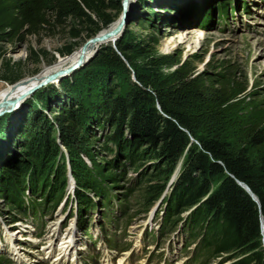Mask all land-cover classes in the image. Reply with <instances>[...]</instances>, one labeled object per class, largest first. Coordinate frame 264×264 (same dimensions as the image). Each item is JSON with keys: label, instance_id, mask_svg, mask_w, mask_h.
Instances as JSON below:
<instances>
[{"label": "trees", "instance_id": "trees-1", "mask_svg": "<svg viewBox=\"0 0 264 264\" xmlns=\"http://www.w3.org/2000/svg\"><path fill=\"white\" fill-rule=\"evenodd\" d=\"M119 1L109 0L105 3L104 0H0V42L22 40L25 34L38 35L44 29L64 25L68 18L76 20L79 24L94 25L87 34V37H90L99 28L90 15L93 14L102 26L107 25L113 17L104 9L119 10ZM227 5L228 3L221 4L222 9H226ZM205 18L210 19L208 15H205ZM72 35L77 36V31H72ZM124 36L129 38L130 32H125ZM123 38L116 40L113 46L110 43L101 45L95 56L81 69L84 79L77 80L76 75L72 82L63 79L60 82L62 91L69 99L72 94L83 91L87 85L95 86L101 91L106 88L105 78L109 72L111 75L109 79L106 78V92L102 94V101L97 99L116 122L105 141L106 149L111 153L110 160L119 153L120 148L130 144L128 140L125 142V135L120 128L122 122L128 132L135 135L134 142L141 139L150 142L153 147L151 153L162 160V167H156L153 177L156 181L153 183V179H149L146 185L148 204L160 196L164 189V180L171 174L176 162L183 157L179 174L166 195L167 202L172 194L177 207L167 206L165 219L171 221L172 216L181 213V208L197 205L192 216L193 227L203 229L200 253H212L215 256L230 254L234 259L229 264H263L261 238H264V126H250L243 133L244 143L232 150L223 138V130L213 112L217 106L216 100H221L227 93L214 94L206 88L193 74L191 62L180 59L179 54L166 52L155 55L157 38L154 35L151 34L147 39L152 44L149 49L143 46L127 48ZM71 51V46H66L60 54L66 55ZM31 52L35 53L33 50ZM1 55L0 50V57ZM140 55L149 56L148 63L142 70L136 69L130 61L132 57ZM94 67H102L107 72L100 77L90 71ZM112 67L117 69L116 73L110 70ZM166 67H171L169 72L162 71ZM8 70L9 67L3 68V71ZM1 77L10 82L17 78L12 73H3ZM117 79L122 80L123 89L122 85L114 83ZM58 94L50 88L37 94L36 99L40 105L46 106L47 102ZM52 111H58L54 115L58 128L56 134L64 140L61 143L67 153L66 161L75 184L73 192L77 205L87 209L93 201L86 193L91 192L100 197V186L102 190L109 187L97 182L93 173L91 175L94 182L83 178L82 169H85L86 165L81 159H74L71 152L72 147L81 146L74 135V124L64 121L62 110ZM77 111L78 107L74 109V112ZM67 113L70 115L71 110L68 109ZM93 115L96 116L94 113ZM10 117L7 114L0 116V128L10 130L9 126L14 120ZM38 117L29 110L24 119L16 123L17 129L14 131L25 132L28 128V144L36 149L42 148L46 152L57 153V145L52 143L50 131ZM78 151L80 152L79 148ZM131 158L129 154L128 160ZM59 159V169L56 170L57 166L52 168L53 173L57 174L58 184L53 185L54 180L52 176L49 177L48 188L44 192H39L36 187L39 179L36 172L38 167L35 166L32 170L33 163L28 165L29 167H23L13 160L2 162L0 167H4L6 163L7 170L0 169V172H7L8 176L5 183L0 182V192L18 212L11 216L12 222L17 216L25 215L28 210L35 213L36 210L53 209L56 206L65 185V162L62 153ZM39 164L41 166V162ZM51 167L42 165V170L45 174L51 173ZM14 172L24 173L23 183L18 176L16 180L13 177L9 180L10 174H16ZM32 175L34 176L30 177ZM213 180H216V185L211 188L210 182ZM238 182L246 185L256 200H253ZM16 183L20 188H17ZM52 185L57 186L54 194L57 190L61 191L56 197L48 198L53 190L52 188L49 191ZM26 188H29L31 196L28 204H24L22 198ZM38 194L41 199L37 200L35 196ZM77 209L79 211V208Z\"/></svg>", "mask_w": 264, "mask_h": 264}, {"label": "rangeland", "instance_id": "rangeland-1", "mask_svg": "<svg viewBox=\"0 0 264 264\" xmlns=\"http://www.w3.org/2000/svg\"><path fill=\"white\" fill-rule=\"evenodd\" d=\"M245 1L249 4V11L247 13H244L240 8L241 0H129L130 16L125 17L121 30L115 38L116 41L124 37L123 42L126 43L127 48L143 46L145 49H149L152 44L147 39L152 34L157 38L154 50L155 55L166 52H171L173 55L179 54L180 59H187L188 62H191L193 74L206 88H209L214 94H220V92L227 93L221 100H216L215 104L217 106L213 112L219 121L220 128L223 130L222 136L232 150H236L244 143L243 133L250 126L256 124L260 127L264 126V0ZM104 2L108 3L109 0H104ZM237 2L239 4L238 8H236L235 16L232 15L225 20L217 16L219 4L221 6V4L226 5V3H230L232 6L237 4ZM104 11L113 17L112 21L120 18L121 7L119 10L104 9ZM205 15H208L210 19L207 20ZM90 16L95 24L99 25V28L96 30L97 32H94V34H97L106 25L102 26L93 14ZM202 21H205L207 26H201ZM93 28L94 25L92 24H79L76 20L68 18L64 25L51 27L47 30L44 29L38 35L25 34L22 40L0 42V50L2 53L0 57V88H4L20 80L34 78L44 68L55 65L63 57H69L74 51L80 49L86 39L89 38L87 37L89 30ZM195 29H202L205 33V39L197 45L193 44L194 38L192 33ZM74 30L77 31V36L72 35V31L74 32ZM127 31L130 32L129 38L124 36ZM178 31H189L190 37L180 44L167 48L166 43L168 37L175 36ZM110 42L106 40L96 43L90 51V55L88 54L89 56L82 64L71 72L61 76L59 79L54 78L53 81H47L50 76H54L60 70L68 68L67 66L70 63L43 74V78L40 80L38 87L31 90L27 95L22 96L20 98L21 101L18 99L19 102L17 101L18 103H15L16 107H10L9 111L2 114L3 116L7 114L11 116L10 118H14V120L9 126V131H5L3 129L4 127L0 128V157L3 155L0 158V165H2V162H7L8 160L16 161L20 163V166L22 164L23 167L24 165L30 166L33 163L32 170L35 166L38 167V169L36 168V172L39 179L36 187L39 192L47 190L49 177L51 176L54 180L53 185L58 184L56 181L57 174L53 173L54 170L52 168L57 166L56 170H58L59 166H61V160L59 159L61 153L64 155V162L67 153L61 143L64 140L61 137V139L59 138L58 133L56 134V129L58 128L56 123L57 119L54 118V115L58 111L52 110H62L64 121H71L74 124L73 129L76 130V134L74 135L77 138V143L81 144L78 147L80 152L78 148L74 147L71 148V152L74 159L79 158L86 165V168L82 169L84 174L83 178L91 182H94L93 178H96L97 182L111 188L115 197H117V201L125 207L122 216L119 218L112 216V221L115 222L113 228L108 226L104 231L112 239H117L119 245H122L128 242L134 243L142 224L148 221H145V216H147L149 206L155 200L147 204L146 185L149 183V179H153V183L156 181L153 177L156 174V167H162V160L151 153L153 147L150 142L143 139L139 142H134L135 135H131L128 132L123 122L120 128L125 135V142L128 140L130 144L127 143V146L120 148L119 153L114 155L112 161L110 160L111 153L108 148L106 149L105 141L106 136L112 131L116 122L108 115L106 109L100 105L97 99L99 98L102 101V94H105L107 89V79L111 75L105 69L102 67L90 69L91 72L96 73L100 77H103V74H106V72L108 73L106 76L107 79L105 78L106 88L101 89L102 93L95 86L87 85L83 91L72 94V98L69 99L68 95L60 87V82L63 79L72 82L75 75L77 80L84 79L81 69L95 56L97 49L101 45ZM66 46H71L72 51L66 55H61L60 51L63 52ZM31 50L36 54L32 53ZM148 58V55H140L138 57H132L130 61L136 69L142 70L145 69ZM5 67H9L8 72L3 71ZM170 69L171 67H166L162 71L169 72ZM110 70L115 73L117 72V69L114 67ZM3 73L7 75L12 73L17 78L13 82L4 80L1 77ZM80 83L81 81H79V85H81ZM114 83L119 86L122 85L121 87L123 89L121 79H117ZM50 88H53L59 94L57 97H52L46 106L40 105L36 99V95ZM77 107L78 111L74 112V109ZM68 109L71 110L70 115L67 113ZM29 110H32L37 117L39 116V121L42 120L41 122L50 131V139L53 144L57 145V153L56 151H53L54 153L46 152L42 148L36 149L34 146L28 144V128L25 129V132L24 130L22 132L14 131L17 129L16 123L23 120ZM191 141L195 143V140L192 139ZM85 154L87 157H85ZM129 154L132 157L131 160H128ZM40 162L41 166L39 164ZM182 162L183 157L176 162L171 174L167 176V180L165 179L166 181L164 178H161L165 182L164 193L163 196L161 195L159 197L162 200V204L157 209H161L163 202L166 204L165 209H167V206L169 208L173 205L174 208L177 207L176 201L172 198V194L168 198V201H165L166 195L172 187L171 184L177 178V168L180 171ZM42 165H45V167L52 166L50 168L52 172L45 174V171L42 170ZM5 168L6 163L4 167H0L1 170H7ZM63 171H65V165ZM6 173L4 172L2 174L0 172V182H6L8 176ZM92 173L95 177L91 175ZM14 174L15 177L13 174H10L9 180L12 177L16 180L18 176L20 181H22L21 183H23L24 173L14 172ZM215 182L216 180L210 182L211 188L215 187ZM16 184L17 188H20V185L18 183ZM53 185L49 188V191L52 188L53 190L49 193L48 198L51 196L56 197L61 191L57 190L54 194L53 191H55L57 186ZM100 187V192L102 191V194H105V189L103 188L102 190V186ZM22 189L24 190L23 187ZM88 193V197L92 196L91 192ZM40 196L38 194L35 196V199H41ZM55 197L53 198L54 200ZM47 200L50 201V199ZM156 200H158V197ZM61 201L62 199L57 201L56 207L51 214L47 211L43 213L44 217L42 221H45L46 232L48 229H52L53 222L57 219L61 220V222L64 221L70 204H63L64 202ZM112 209L111 207L110 211ZM188 209L190 207L181 208V213L179 212L178 215L172 216L169 222H173V226H175L177 221L181 217H184ZM13 214H18L17 209L8 203L0 192V239L3 233L2 231H4V242H8L9 250L15 261L22 263L21 260L24 258L25 262L29 264L30 261L24 251L29 250L31 247L30 242L17 241L18 251L13 246L11 239L12 236L18 237L19 234L16 235L15 233L19 231L17 230L15 232V229L11 231L4 230V227L12 225L20 226L22 223L21 221H13V223L11 217ZM157 220L155 218V221L148 222L147 226L151 227L155 225ZM124 224L125 226L123 227ZM37 226L39 228L38 230L42 231L43 226L40 223ZM122 228H125V231L120 232L119 230ZM175 228H172V232L178 231V227ZM68 229L71 231L72 225ZM181 229L185 230L183 226H181ZM96 230H98L97 227ZM195 231L199 233L198 235L195 234L192 240L190 238L187 239V242L191 241L185 248V252L196 251L195 247L200 246L203 229ZM178 236L181 238L180 235ZM99 243L100 241L97 242L95 247H91L90 244L88 247L89 250H82L77 254V257H80V259L83 258L85 264H101L104 258L107 259L108 263L113 262L114 258L112 256L114 255V251H108V254H105V251L108 249L106 248L104 252H99L100 249H104L103 245ZM51 246L60 253V243H49L47 249H51ZM261 246L263 247V245ZM32 248L33 246L30 249ZM7 250L8 247L3 246V251L0 252V264H17L8 259L6 256ZM99 253L100 255L98 256ZM196 253L199 256L196 264H228L234 259L230 254H221L220 256H215L212 253L202 254L200 253V247L199 252L197 251ZM123 256L125 257L126 254ZM179 261L180 259L177 260V263ZM76 262L77 259L71 264H75ZM63 263L54 262L53 264ZM36 264L49 263L40 261Z\"/></svg>", "mask_w": 264, "mask_h": 264}, {"label": "bare ground", "instance_id": "bare-ground-1", "mask_svg": "<svg viewBox=\"0 0 264 264\" xmlns=\"http://www.w3.org/2000/svg\"><path fill=\"white\" fill-rule=\"evenodd\" d=\"M127 4L128 5L126 8V16H130L129 15V11H130L129 10V0H127ZM119 22H120V18H117L114 21H111L109 24H107L102 29H100L97 34H95L96 36L105 35V38L100 39V40L85 41L84 45L81 46L80 49H77L76 51H74L67 58L63 57L62 59H59V61L55 65L44 68L43 71L38 74V76H36L34 78L20 80V81L15 82L14 87H16L18 90H17V92L12 91L13 93H11L6 98V100L8 102L7 104L12 105L13 107H16L15 103L17 102L18 99H20L22 96L27 95L31 90L38 87V85L40 84L39 83L40 80L43 78L42 77L43 74H46V73L53 71V70H56L57 68L62 67L68 63H70V65H71V62L72 63L75 62L78 58L81 60L84 59V57L88 56V54L94 48V45L96 43L104 42L106 40H109V42H110L111 41L110 39L113 38L114 35L116 34L115 28L117 27ZM192 34H193V38H194L193 44H195V45L199 44L202 40L205 39V33L202 29H195ZM188 37H190L189 31H178L175 36L172 35L171 37H168V40L166 43L167 48L170 46H174L176 44H180V43L186 41V39ZM70 65L67 66L68 68H64V69L60 70L59 72H57L54 76H50L47 81H53L54 78L59 79L62 75H65L66 73L71 72L70 71L71 70ZM10 86H11V84L7 85L4 88L2 87L3 89L0 90V99H1L4 91L8 90ZM2 114L3 113H0V115H2ZM71 231H72V229H71ZM73 244H75V241H74V238L72 237V235L70 233V237H69L67 244L60 242V246H59L60 253L65 254L67 251L68 245H73ZM50 248L51 249H49V250H52V251L54 250L52 248V246Z\"/></svg>", "mask_w": 264, "mask_h": 264}, {"label": "water", "instance_id": "water-1", "mask_svg": "<svg viewBox=\"0 0 264 264\" xmlns=\"http://www.w3.org/2000/svg\"><path fill=\"white\" fill-rule=\"evenodd\" d=\"M120 7H121V11H120V22L119 24L117 25V27L115 28V31H116V34L114 35L113 38H111V42H110V45L113 46L114 45V41H115V38L117 37V35L119 34L120 30H121V27H122V24H123V21L126 17V8H127V0H120ZM105 38V35H101V36H96L95 34L90 36L89 38L86 39V41H91V40H100V39H103ZM84 45V43L82 44V46ZM90 55V54H89ZM88 55V56H89ZM84 57V59H77L75 62H73L70 66H71V70H74L75 68H77L80 64L83 63V61L88 57ZM63 76V75H62ZM43 83V82H42ZM15 83H12L11 86L9 87L8 90L4 91V93L2 94V97L0 99V113H4L6 111H9L10 107H13L12 105H9L7 104V100L6 98L11 94L13 93L12 91H16L17 92V88L14 87ZM40 85V84H39ZM38 85V86H39ZM35 86V85H34ZM3 88H0V90H2ZM19 102V100H17ZM21 101V99H20ZM17 102V103H18ZM16 105V104H15ZM238 184L250 195V197L253 199V200H256L255 199V196L251 193V191L249 190V188L244 185L242 182H238ZM261 242H262V245H263V248H264V238L262 237L261 238Z\"/></svg>", "mask_w": 264, "mask_h": 264}]
</instances>
